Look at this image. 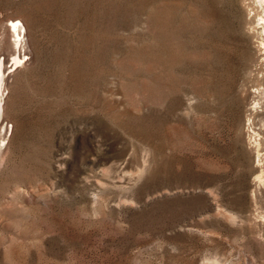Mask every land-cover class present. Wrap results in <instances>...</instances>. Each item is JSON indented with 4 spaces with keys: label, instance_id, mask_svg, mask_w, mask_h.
<instances>
[{
    "label": "rangeland",
    "instance_id": "rangeland-1",
    "mask_svg": "<svg viewBox=\"0 0 264 264\" xmlns=\"http://www.w3.org/2000/svg\"><path fill=\"white\" fill-rule=\"evenodd\" d=\"M262 5L0 0V264H264Z\"/></svg>",
    "mask_w": 264,
    "mask_h": 264
},
{
    "label": "bare ground",
    "instance_id": "bare-ground-1",
    "mask_svg": "<svg viewBox=\"0 0 264 264\" xmlns=\"http://www.w3.org/2000/svg\"><path fill=\"white\" fill-rule=\"evenodd\" d=\"M258 1H259L260 4H264L263 3L264 0H258ZM262 6L264 7V5H262ZM17 22H19V23L17 24ZM23 27H24L23 24L18 19H14V20H10L9 21L8 28L7 29L10 32V35L9 36L11 38L10 39V43H11L12 48H11V52H10L9 57H7V58L5 57L4 59H1V61H0V156H2L1 155L2 154V150H3V148H4L5 144H6L5 136L7 135V131L9 130V127H10L8 125L7 121H5L6 119L4 120V117H3L4 105L6 104V103H4V100L6 98V96H5V93H6L5 89L7 88L5 86V82H6L7 77L8 76L10 77V75H11L10 72L14 68L16 69L17 65L22 62L23 58L25 57V53L27 52L25 50L27 48V46L25 48V42L26 41H24V39H25L24 38L25 37L24 36V33L25 32L23 33V29H24ZM259 48H261V47H259ZM262 48H263V44H262ZM262 50L260 49V51H262ZM253 103H255V102H253ZM250 120L251 119L249 118L248 119V128L247 129H249L251 127ZM7 137H8V135H7ZM0 160H2V159L0 158Z\"/></svg>",
    "mask_w": 264,
    "mask_h": 264
},
{
    "label": "snow or ice",
    "instance_id": "snow-or-ice-1",
    "mask_svg": "<svg viewBox=\"0 0 264 264\" xmlns=\"http://www.w3.org/2000/svg\"><path fill=\"white\" fill-rule=\"evenodd\" d=\"M19 22H17V24H18Z\"/></svg>",
    "mask_w": 264,
    "mask_h": 264
}]
</instances>
